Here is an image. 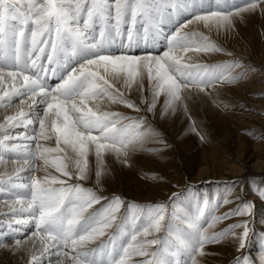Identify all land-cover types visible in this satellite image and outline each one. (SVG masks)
I'll return each instance as SVG.
<instances>
[{
  "label": "snow or ice",
  "instance_id": "snow-or-ice-1",
  "mask_svg": "<svg viewBox=\"0 0 264 264\" xmlns=\"http://www.w3.org/2000/svg\"><path fill=\"white\" fill-rule=\"evenodd\" d=\"M245 14L264 16V0H0V108L19 101L0 122V165L9 162L6 153L16 154L11 170L0 171V193L9 197L0 202V216L13 233L33 229L13 236L14 245L11 233H0V248L26 249V264L52 257L55 264H200L208 245L230 239L244 249L252 231L247 220L210 231L253 214L255 203L238 191L232 193L236 207L215 215L233 201L219 199L213 207L215 198L205 193L181 206L173 193L172 204L126 206L120 196L106 197L80 181L90 178V156L99 184L106 154L131 166L148 140L163 143L149 113L159 119L179 105L186 109L194 90L212 95L247 75L236 71L243 67L236 59L202 62L200 56L232 53L190 28L232 32ZM166 24L173 25L167 32ZM141 41L145 48L163 47L140 54L134 49ZM50 76L57 82L49 83ZM105 104L136 115L105 110ZM53 138L55 147L40 143ZM35 161L59 175H35ZM255 191L264 200V185ZM236 261L254 264L245 256Z\"/></svg>",
  "mask_w": 264,
  "mask_h": 264
},
{
  "label": "rangeland",
  "instance_id": "rangeland-1",
  "mask_svg": "<svg viewBox=\"0 0 264 264\" xmlns=\"http://www.w3.org/2000/svg\"><path fill=\"white\" fill-rule=\"evenodd\" d=\"M217 33L218 34L216 38H213L209 34L205 35L210 36L212 40L223 47H230L240 50L241 46L239 44L245 45L246 56H248L246 57L247 59L252 58L256 61L264 62V16L259 14H245V20L243 22L237 21L235 31L225 32L221 30L217 31ZM212 55L221 56L224 54L215 53ZM236 60H239L242 64L246 63L247 75L243 78H250L253 83L264 86V67L255 63L250 64L248 61L244 62L242 58H237ZM53 80H55L54 83L57 82V79ZM54 83L52 82V84ZM228 86L230 85L221 88H226ZM199 97L201 99L199 102H197V104L194 103L192 98L188 97L185 101L187 104L186 109L183 105H179L175 111H170L168 115L164 116L166 119H168L169 125L171 124V130L174 133L175 131L176 133H181L177 136L174 135L175 137L171 135L173 137L170 136V138H168L160 131V139L163 141V143L155 142L151 139L148 140L146 142L145 149L143 151L137 152L133 156V161L134 158L143 159L145 161L144 166L138 165L135 163V161L131 164V166L124 165L118 161L119 165L121 166V175H118L119 172L112 166H106L104 167L103 174L107 173V176L102 174L101 180L99 184H97L96 178L95 180H91V173L93 170L90 165V178L80 181L82 186H89L85 188H92L94 191H101L104 196H106L105 193L114 191L118 193L123 192L134 198H137V196L140 198L144 197L145 193H148L151 186H157L160 183H165L166 190L172 189L174 193L178 194V196L175 198V204H179L181 206L185 205L198 194L207 193L210 198H215L213 200V207H215L216 200L228 198L233 193V186L235 185H232L224 190H220L219 187L213 186H209V188L206 189L207 186L205 187L195 185V176L198 170V164L196 161L197 158H200L204 149H208L213 146L210 138V129L207 127H209V125H213L220 131L222 124L216 118V113L217 111L225 113L231 109V106L227 105L226 102H223L221 99L217 100V97H214L213 94L205 95L200 93ZM248 97L249 102L240 103L238 106H235L234 112L239 114V117H246L245 119L247 121L254 118L264 121V90L257 94H249ZM159 106L160 105L158 103V109L161 107ZM149 116L152 117L153 115L150 113ZM151 123L155 128H157L156 124H153V122ZM193 128H195V131H193ZM259 130V128L248 129L247 127L239 130L240 137L250 149L254 143L264 141V137L261 134H258ZM220 134H222L221 131ZM201 137H203V139H201ZM191 155L195 157V160H191ZM180 165H183L182 167H188V169L185 170V173H183V168L179 167ZM159 168L165 169V171L168 173L170 172L169 174L172 176L171 181H166L163 179L161 175L162 173H159L161 172L159 171ZM257 177L258 174L256 173L249 174L247 187H244L243 191H245V195L248 197L246 200L250 201L251 198H255V200L252 202H254L256 205L252 214L256 217H254L253 223H248V226L252 231L250 232V239L247 243L246 249L250 245L253 246L254 244L256 249H258L253 252V255L245 256V249H236L234 251L235 253H231L232 256H236L235 258H239L241 256L248 257L254 262V264H260L261 256H264V241L261 240V233H264V222H262L264 221V200L260 199L255 191L258 187V185L255 183ZM240 180L238 179V181ZM90 182L92 184H90ZM117 196L122 198V194H118ZM260 202H263L261 207L258 206ZM159 203L172 204L173 202L168 200ZM226 204L227 203H224L217 207L215 210V215H220L218 214V211L224 207L226 208ZM125 205H139V203L134 200L131 201L130 204ZM257 209H259V212ZM121 211L125 212L126 215L130 214V210L126 211L125 208H122ZM225 221L226 220L222 221V223ZM220 244H223V242ZM220 244H214L212 247L211 245L206 246V254L202 257H198L200 264H215L216 260L213 258L217 257V254L215 252H211L210 249L220 246ZM257 254H259V259L258 261H255V259H257ZM139 259L141 258L133 257V260ZM216 264H224V260ZM235 264H237V262Z\"/></svg>",
  "mask_w": 264,
  "mask_h": 264
},
{
  "label": "bare ground",
  "instance_id": "bare-ground-1",
  "mask_svg": "<svg viewBox=\"0 0 264 264\" xmlns=\"http://www.w3.org/2000/svg\"><path fill=\"white\" fill-rule=\"evenodd\" d=\"M163 27H164V30L167 32L173 27V25L166 24V25H163ZM190 28L197 32H203L205 34H209L213 38H216L218 34L215 29H213L212 31H209L208 29L204 28L202 24H193L190 26ZM239 45L241 46L240 50L221 46L226 51H230V53H232L231 56H228L225 54L221 56L208 55V56H200L199 59L204 63L218 64V63L229 62L230 60H233V59L242 58L244 62L248 61L250 62V64L255 63L259 66L264 67V62L256 61L252 58L247 59L246 57L248 56H246V46L242 44H239ZM162 47H163V43L157 45L156 48H152L151 46L145 48L143 41H141V47L138 49H134V51L137 53L143 54L145 51L156 52ZM112 50L119 51V38H117L116 44L112 46ZM242 65L243 67L237 69L236 71H245L247 68L246 63ZM53 79H56V78L50 76L49 83H52V82L54 83L55 80ZM145 88L147 89V81H145ZM262 90H264L263 85H257L253 83L250 78L249 79L243 78L237 84L230 85L226 88H218L213 93L214 97H217V100H220V99L223 100V102H226L227 105L231 106V109L225 113L221 111H217L216 113V118L222 124V127L220 129L222 134H220L219 129L213 125H209V127H207L210 129V138H211V142L213 146H211L208 149H204L201 153L200 158H197L196 160L198 164L197 165L198 170L195 176L196 186H205V187L207 186L206 189H208L209 186H213V187H219L220 190L222 189L224 190L232 185H235L233 187V190H234L233 192L238 191L239 195L242 198L248 199L243 189L244 187H247L249 174L251 173L258 174V177L256 178L255 183L258 186L264 185V141L254 143L250 149L239 135V130L247 127L248 129L259 128L260 130L258 131V134H261L264 137V121L257 119V118L247 121L245 119L246 117H243V118L239 117V114L234 112L235 106H238L240 103L249 102V97H248L249 94H257L261 92ZM144 94L145 96L149 95L147 90L145 91ZM199 94L200 93L194 90L191 95H188V97L192 98L194 103L197 104V102H199L201 99L199 97ZM133 95H135V93H133ZM162 100H163V97L161 98V102ZM18 103L19 101L17 99L14 101L13 106L8 108L7 110L0 108V122H3L4 116L14 114L16 110V105ZM159 105L161 106L160 103ZM102 107L105 110L110 109L112 111H119V112H123L125 114H129L133 116L136 115L135 113L132 112L131 109H127L123 105L105 104ZM149 115L150 113L148 114L150 121L153 122V124H156L157 128L166 137L170 138L171 135L177 136L181 133V132L176 133L175 130H174L175 131L174 133L171 130V126H170L171 124L169 125L168 119H166L164 116L157 119L155 116L150 117ZM20 131H23V130L22 129L14 130V132H20ZM27 132L28 134H32V126H29V128L27 129ZM40 143L44 144L45 146L55 147V138L48 140V141L41 140ZM31 146L35 148V142H32ZM15 155L16 154H13V153L5 154L6 159H8L9 162L5 165H0V171H3L5 169L11 170L13 166L12 158L15 157ZM193 159L195 160L194 156H192L191 160ZM134 161L138 165L144 166L145 161L143 159L134 158ZM35 165L38 169L35 172V175L37 176L44 177L46 175H49L50 173L59 175L58 173H55V169L52 168L50 165L45 166L43 164V161H35ZM90 165L93 170L91 173V177H92L91 180H95V176H94L95 157L94 156H90ZM106 166H112L113 168H115V170L119 172L118 175H121V166L119 165L118 160H116L114 156L110 154H106L105 167ZM182 166L183 165H180L179 167L183 168L182 169L184 171L183 173H185V170L188 169V167L187 166L182 167ZM159 171H161L159 173H162L161 175L164 180L171 181L172 176L169 174L170 172L168 173L163 168H159ZM31 174H32L31 171H28V172H25L23 176L27 178ZM103 175L107 176V173L106 174L104 173ZM238 179L239 180L241 179V180L238 181ZM72 182H75V181H72ZM90 184L92 183L90 182ZM85 187H89V186H85ZM149 191L147 194L145 193L144 197H140V198H138V196L137 198H134L123 192L118 193L114 191L105 193V195L111 198L113 196H117L118 194H122V199L124 200L125 204H130L131 201L135 200L136 202L139 203V206L143 207V206L153 205L159 202L168 201L169 198L172 197V194L174 193L172 189L166 190L165 183L164 184L160 183L157 186H151L149 188ZM8 198L9 197H8L7 192L0 193V202ZM227 199L233 202L227 203L226 208L224 207L223 209L219 210L218 214L222 215L223 213L229 211L230 209L235 208L236 204L239 203V201L233 200L232 194ZM254 200L255 198L253 197L251 198L250 201H254ZM262 205H263V202H260L258 204L259 207H261ZM95 207L99 208L100 206L96 205ZM3 211H7V210L3 209ZM257 211L259 212V209H257ZM254 217L256 216L251 215V216H244V217H240V216L232 217L231 219H228L223 223L222 222L217 223L218 225H215V227L210 230L218 232L226 228L228 225L237 223L242 220H247L248 223L249 222L253 223ZM32 230L33 229L31 227L27 229L22 227L19 233H13L11 232L10 229L7 228V220L4 217L0 216V233H11L10 235H8L7 239L13 245H14V240H12L13 236L25 237ZM236 249H237V245L233 243L230 239H228L225 242H223V244H220V246H216L215 248L210 249V251L215 252L217 254V257L213 258L214 260H216V263L224 260V264H235L237 262L235 258L236 256H232L231 253H233ZM244 249H245L244 255L246 256V255H253V252L256 251L258 248L256 249L255 244H254L253 246L250 245L247 249L246 247ZM27 255H28V252L26 249H21L20 251L16 253H12L8 251L7 249L0 248V264H26ZM50 259H51L52 264H55V260H56L55 257L45 258L44 264H50ZM258 259H259V254H257V259H255V261H258Z\"/></svg>",
  "mask_w": 264,
  "mask_h": 264
}]
</instances>
